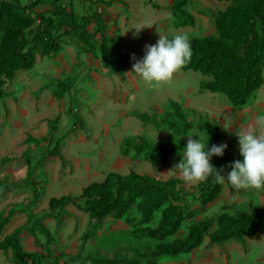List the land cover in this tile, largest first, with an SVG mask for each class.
I'll return each mask as SVG.
<instances>
[{"label":"rangeland","instance_id":"1","mask_svg":"<svg viewBox=\"0 0 264 264\" xmlns=\"http://www.w3.org/2000/svg\"><path fill=\"white\" fill-rule=\"evenodd\" d=\"M52 1L39 0L35 10L45 12L53 9L55 4L62 1L64 5L70 3V0ZM173 3L174 0H76L73 2V6L80 15L92 14L97 11L106 17L108 36L114 39L119 46L117 49L120 54V63L124 65L125 71L115 73L104 67L98 46L99 35L97 34L93 38L97 49L94 52L83 54L87 57L85 61L80 62L85 63V68L81 66L82 69H80L79 66L77 79L83 74L82 79L78 80L76 86L69 88L68 82H74L70 77V69L61 68V74L56 73L58 68L56 70L55 68L59 66L57 61L60 56H62L61 59H70L71 52L75 54L77 49L82 50L84 44L76 37L68 36L63 37L61 49L55 55H44L42 48L35 51L38 60L35 71L32 69L22 71L15 76V80L13 78L6 82L4 88L6 97L20 91V87L13 90L11 87L13 83L10 82H20L24 92H26L25 82H35L33 84L36 88L28 89L29 93L26 92L29 97L27 101L33 123H27L24 135L16 144V152H0V215L9 216L0 240L31 217V232L23 233L21 243L26 251L39 256L41 264H91L95 257L141 260L143 262L154 259L152 252L156 242L145 237L144 234L136 235V229L139 226L136 219L130 223L129 219L115 220L108 217L93 231V236L85 238L89 223L87 213L74 206H69L65 213V219L60 225L54 218L47 216L49 198L68 193H79L80 188L89 183L87 176L80 178L75 174L72 184L74 187L66 189V187L61 188L60 185L69 182L51 181L45 168H37L34 172V180L37 183L39 196L34 197L22 185V180L27 174L26 169H28L26 157L28 156L33 163L36 162L34 154L39 155L42 147L45 146L42 142L46 139L41 140L40 137L47 128V119L52 116L56 121L59 105L61 109L60 102L56 105L57 108L54 106L44 119H36V115L46 113L51 105L50 99L43 100L42 106L40 101L46 94L52 92L55 94L56 89L60 90L61 86L62 90L71 89L74 95L71 106L69 104V108L66 109L68 112L89 115L95 110L105 109L113 119L120 118L121 113H128L143 122L141 128L139 127L138 134L140 135L137 139V144L142 147V150L132 148L130 153L122 151L125 144L123 141L121 143L123 159H126L127 156L129 162L117 166L116 169L124 174L134 168L139 173L149 174L159 179L166 180L176 177L183 180L173 167L180 160L178 152L182 151L188 136H193V139L199 137L202 142H206L207 136L198 129V125L205 121L220 129L222 140L219 144L227 145L222 156H215L210 160V163L218 170L224 165L231 164L239 154L236 131H261L256 127L255 122L259 115L264 114V85L245 107L234 108L221 94L200 93V83L208 78L199 72L177 70L169 80L164 82L145 81L138 74L131 72L132 64L143 56V46L155 44L160 35L172 37L175 34H185L189 39L214 35L216 33L215 17L229 5V3L219 0H188L186 9L195 16L196 24L193 27H180L172 15ZM37 25L38 22L26 32L28 38H31ZM136 29L140 30L134 36L133 33L136 32ZM85 30L90 34H95L96 27L89 24ZM47 60L51 66L49 70L41 67L44 66L43 62L47 63ZM104 79H107L108 83H112L108 86L111 91L110 96L99 95L104 89L101 84ZM58 82H66V85L59 86ZM133 82H136L140 88L138 93L135 91L136 87L132 85ZM4 99L5 97L2 100ZM171 101L177 102L181 106L193 126L192 129L178 131L169 126L171 120L172 124L177 123L175 119L166 117V113L171 111ZM133 107L135 108L132 109ZM1 112L3 113V111ZM142 113H147L150 117L146 119ZM77 117H73L74 120L77 121ZM3 118L0 120V125L5 123ZM88 122L89 119L85 121L86 125ZM118 124L121 126V120ZM128 134L131 135L130 132ZM170 140L183 144V147L169 157L165 166L153 165L144 159L148 146L164 144ZM12 147L0 140L1 151ZM126 153L127 155H125ZM5 160L8 161L5 162ZM100 169H102L100 177H103V173L110 170V167H101ZM98 176L91 179H99ZM200 182L184 181L185 193L183 197L187 201L184 200L180 204L191 207L195 216L194 219L187 220L186 225L177 234L179 237L185 235L186 228L192 221L216 217L223 211L224 206L229 207L230 214L236 215L249 211L250 204H264V188H242L239 190L235 188L234 192H231L228 182L225 181L222 195L213 203L201 206L197 201H193L194 196H199ZM10 186H14L16 189L14 187L11 189ZM9 187L10 189L5 190ZM35 214L40 215L32 216ZM40 216L43 217L42 220H39ZM159 219L160 212L155 215L150 226H155ZM146 226L149 225L141 224L140 228ZM43 228H46V231ZM215 228L216 224L210 230L213 231ZM0 264H13L11 251L0 252ZM156 264H264V233L246 237L242 241L231 240L223 245L211 244L209 236H206L203 244L191 253L177 257L161 256L158 257Z\"/></svg>","mask_w":264,"mask_h":264},{"label":"trees","instance_id":"2","mask_svg":"<svg viewBox=\"0 0 264 264\" xmlns=\"http://www.w3.org/2000/svg\"><path fill=\"white\" fill-rule=\"evenodd\" d=\"M75 1L70 0L68 5H64L62 1L49 11L38 12L35 8L39 0H0V100L6 95V82L12 80L17 71L34 68L37 61L35 51L42 48L44 55H55L61 49L63 37L72 36L82 41L84 46L81 52L88 54L97 49L93 38L98 34V46L104 67L115 73L125 71L124 65L120 63L117 49L119 46L108 36L106 17L97 11L80 15L73 6ZM219 1L229 5L215 17L216 33L190 38L191 57L178 70L199 72L208 78L200 83V93L221 94L230 106L242 108L264 85V0ZM187 3L188 0H174L172 5L173 18L180 27H193L196 24L195 16L186 9ZM36 22V30L31 38H28L26 32ZM89 24L96 27L95 34L86 32ZM170 104L171 111L166 113V117L175 119L177 123L172 124L171 120L168 122L169 126L178 131L192 129L193 126L181 106L174 101ZM142 116L146 119L150 117L147 113H142ZM198 129L209 137V147L221 142L220 129L212 123L202 122ZM137 139L138 137L126 138L122 151L128 152L132 148L142 150L137 144ZM54 142L55 140H51L50 144H57V141ZM181 147L183 144L175 140L153 144L148 146L144 159L153 165L165 166L169 157ZM53 156L60 157L59 146L47 149L37 163L26 157L28 170L22 185L30 190L34 197L39 196L34 172L42 166L44 160ZM239 159L241 157L238 154L235 160ZM229 166L230 164H227L219 168L223 169L222 175H227ZM10 187L13 189L14 186ZM228 188L231 192L235 190L229 183ZM199 189V196H194L193 201L207 206L222 195L225 183L217 184L210 177L200 182ZM184 193L185 183L181 178L159 179L132 168L125 175L109 172L103 181L88 184L77 196L51 197L48 201L47 216L54 218L60 225L69 206L87 213L89 223L85 238L93 236V231L108 217L115 220L129 219L130 223L136 219L139 225L136 235L144 234L156 242L152 260L143 262L95 257L91 264H156L161 256L177 257L191 253L203 244L206 236H209L211 244L223 245L231 240L242 241L246 237L264 233V204H250L249 211L236 215L230 214L229 207L224 206L223 211L216 217L192 221L187 226L185 235L179 237L177 234L186 225L187 220L194 219L195 216L191 207L180 204L184 200L187 201L183 197ZM158 212L159 222L150 226ZM38 215L40 214L32 216ZM42 219L40 216L39 220ZM8 220L9 216L0 215V236ZM30 222L31 217L0 240V252L11 251L13 264H41L39 256L26 251L21 243L23 233L31 232ZM141 224L149 226L140 228ZM214 224L216 228L211 231ZM43 230L46 231V228Z\"/></svg>","mask_w":264,"mask_h":264},{"label":"crops","instance_id":"3","mask_svg":"<svg viewBox=\"0 0 264 264\" xmlns=\"http://www.w3.org/2000/svg\"><path fill=\"white\" fill-rule=\"evenodd\" d=\"M77 50L78 51L75 54L74 52H71L70 54L71 57H69L70 59L68 60L61 59L62 56H60V59L57 61V63H59V66L55 68V70L58 68V70H56L57 71L56 73L59 74H61V68L70 69L69 70L70 77L73 78L74 82H68V84H70V86L68 85L69 88L76 86L78 80L82 79L83 77V74H81L77 79V76L79 75L77 74L79 72V66L80 69H82V67L85 68V63H80V62L85 61L87 56H84L80 49ZM48 61L49 60H47V63L43 62L44 66H41L43 67V69L46 68L49 70L51 68V66H49L50 64L48 63ZM37 66H38V60L36 61V64L32 70L35 71ZM22 71L25 70L17 71L15 76ZM102 81L103 82H101V84L102 87H104V89L99 95L102 94V95L110 96L111 91L109 90L108 86L112 83H108L107 79H104ZM10 83H13V86H11L13 90H17L20 87V91H18V93L14 95L9 94L7 95V97L5 95V99L0 100V120L4 117L3 122L5 121L4 125H0L1 126L0 140L3 143L5 142L13 146L12 148H6L3 149L2 151L0 150V152H5V153L16 152L17 150L15 149L16 144L18 140L21 139V136L24 135L23 133L25 132L26 129L25 127L27 123L30 122L33 123V117H31L32 114L29 113L30 107L28 105L29 102L27 101V99L29 98L27 93H29L28 89L31 90V88H36L33 84L35 82H25L24 88L25 91L27 92L26 93L24 92V90H22V86H20V82H10ZM58 83L59 86L62 84L66 85L65 84L66 82H58ZM132 85L136 87L135 91L138 93L140 91L138 84H136V82H133ZM38 88L40 89V87ZM56 91L57 92L55 94L52 92L51 94L49 93L46 94L45 96H42L43 98L40 101L41 102L40 105L42 106L43 100L50 99L51 105L46 113L36 115L37 116L36 119L37 118L44 119L47 113H50V110L54 106L57 108L56 105L60 102H61V109L59 105L57 109L58 118L57 119L55 118L56 121H54V117L52 116L47 119V123H46L47 128L40 137L41 140L46 139L45 141L42 142V144L44 143L45 146L42 147L41 153H39V155L34 154L36 155L35 163L38 162L41 155L47 149H54L55 145L59 146L60 157L53 156L47 158L46 160H44L40 168L46 169V172H48L51 181L61 182L63 180L64 182L67 181L66 183L69 182L68 184L62 183L60 185L61 188L66 187V189H68L69 187L71 188L74 187V185L72 184L75 174H77L80 178H85L87 176V178L89 179L88 184H90L93 182L103 181L105 176L109 172L121 173L116 169V167L124 163L128 164L129 162L127 156L126 159H123L124 156H122L121 143L122 141L124 142V139L128 137H138V135H140L138 134L139 133L138 131L141 128L143 122L142 121L140 122V120L136 118V116L128 113H124V114L121 113L120 118L113 119L111 115L107 114V110L105 109H101L99 111L95 110L94 113L89 115L85 113H75L72 111L68 112L66 109L69 108V104L71 106V102H73L74 99V95L72 94L71 89H69L68 91L62 90V86H61V89L60 90L56 89ZM134 108L135 107H133L132 109ZM1 111H3V113ZM71 114H73L74 118L75 116L79 117V118L77 117V121L74 120L73 117H71ZM87 119H89V122L86 125L85 121ZM120 120H121V126L120 124H118ZM51 122H53V125H51ZM129 132L131 133V135L128 134ZM51 140L53 141L55 140V142L57 141V144H50ZM128 152L130 153V151ZM7 161L8 160H5V162ZM101 167H110V170L103 173V177H100L102 170L100 169ZM27 170L28 169H26V173ZM96 175L97 176L99 175L98 176L99 179H95V180L91 179ZM87 185L81 187L79 193L77 194L68 193L64 195L77 196L82 192V189ZM29 192L31 191L29 190ZM51 197H60V196H51Z\"/></svg>","mask_w":264,"mask_h":264},{"label":"clouds","instance_id":"4","mask_svg":"<svg viewBox=\"0 0 264 264\" xmlns=\"http://www.w3.org/2000/svg\"><path fill=\"white\" fill-rule=\"evenodd\" d=\"M139 30L136 29L133 35ZM191 54L187 35L175 34L171 39L160 35L155 44L145 45L142 58L132 64L131 72L145 81L164 82L187 63ZM255 123L261 131L235 132L241 159L231 162L227 175H222L223 169L218 170L210 163L213 156L223 155L227 145L221 143L209 147V137L206 142H202L199 137L193 139V136L188 135L182 151L178 152L180 160L173 166L174 171L185 182L204 181L211 177L217 184L226 181L238 190L264 188V114L259 115Z\"/></svg>","mask_w":264,"mask_h":264}]
</instances>
